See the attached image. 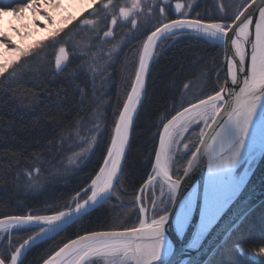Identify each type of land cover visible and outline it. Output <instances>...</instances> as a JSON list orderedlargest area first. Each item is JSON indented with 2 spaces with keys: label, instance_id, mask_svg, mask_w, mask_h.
<instances>
[{
  "label": "snow or ice",
  "instance_id": "obj_1",
  "mask_svg": "<svg viewBox=\"0 0 264 264\" xmlns=\"http://www.w3.org/2000/svg\"><path fill=\"white\" fill-rule=\"evenodd\" d=\"M81 8H95L98 4L102 6L100 10L104 12L106 30L102 36L97 35L96 39L110 43L116 38V27L119 22H124L132 39H136L140 28L141 18L145 16L146 7L149 13H154V6L146 5V0H79ZM221 16L217 19H204L197 12L192 16L190 12H185V5L175 3V12L178 18L165 16L167 9L160 7L159 19L148 30L146 39H143L138 51V64L135 67L134 79L131 80V89L126 93L122 109L119 110L118 118L115 120V128L111 136V143L107 147V154L103 156V164L99 166V171L95 177L91 178L90 184L76 192L71 201L64 205V210H56L50 215L22 214L11 215L0 218V238L8 237V248H12L14 241L12 233L26 228L38 229L33 235L23 239L19 246L11 250L10 255L0 256V264H22L21 257L25 249L35 245L38 240L49 237V233L56 234L69 222H74L81 216L86 215L89 210L95 209L116 195V185L120 181L123 169L122 160L126 157L127 146L130 140V129L134 123L138 105L142 104L146 91L147 75L150 71L151 62L154 60L157 48L164 40H173L185 35H195L198 39L223 47L225 63L227 65V77L232 85H238L239 92L234 88L219 85V91L214 95H208L207 99H199L198 103L189 102V107H184L183 111H177L167 123L163 125V131L159 132V148L155 151V163L153 170L156 176L163 177V184L167 187V192L161 191L159 204L156 209V191L148 193V185H155L156 178L148 175L135 195V202L141 205L146 200L153 203V215L156 219L147 218L145 206L139 207V225L127 227L123 230L91 231L77 236L60 247L58 251L50 255L43 261V264H156L165 248V225L170 219L169 211L175 213V222L178 231H183L187 224L191 212L184 210V202L179 201V209L171 208V205L178 203L177 197L181 189L182 177L176 175L173 179L169 175L168 153L172 145L183 143L178 137L183 135L192 123H201L203 127L199 133V146L192 145L195 151H191V159L187 161V167L183 168L186 176L192 168L193 161L200 153H207L211 163L209 167L217 164L228 165L234 163L240 152V145L248 131L249 123L253 118L258 105L264 101V0H242L235 7V10L228 14V8L223 0H217ZM44 8L42 12L41 9ZM73 7L70 0H17L14 6L0 5V17H14L17 20H24L25 13H30L28 17L33 27H38L39 21H43L49 26L47 29L51 41L48 47L55 50L54 65L57 71L62 70L70 60L69 51L56 38L64 30V27L71 24L80 11H69ZM191 7V5L189 6ZM258 13V15L254 14ZM60 15L61 21L56 24L55 17ZM82 23L96 28L99 21L85 20ZM28 24H21V29H27ZM13 32L20 34L19 30L12 28ZM230 41V47H229ZM59 45V46H57ZM37 46L21 47L7 31L0 30V77L7 79L6 74L12 70L16 74L17 68L23 59L33 57L38 54ZM91 47H96L92 45ZM119 46H114L113 51ZM98 53H93L96 57ZM111 57V52L107 53ZM110 66V65H109ZM223 66V65H221ZM107 69H105L106 71ZM95 72L96 69H93ZM187 89L189 85L185 84ZM79 123H82L79 122ZM226 125L235 128L238 134L239 144L232 147L224 143L223 129ZM99 126L95 125L91 130L99 135ZM79 135V131L76 133ZM94 136L93 141L96 139ZM91 142V141H90ZM186 148L188 144L184 145ZM231 147V150H226ZM89 148H82L77 154V163ZM38 163L39 160L37 161ZM42 167L30 169L26 175L30 181L27 185L29 189L35 190L44 183L40 179ZM35 174V175H34ZM84 193L86 199L81 196ZM90 193V194H88ZM74 204V207L72 206ZM163 214H160V213ZM216 209H207L202 215L200 231L189 247H196L209 235L213 221L217 217ZM239 248V244L236 245ZM7 253V249H6ZM258 257H264V246H260L254 252Z\"/></svg>",
  "mask_w": 264,
  "mask_h": 264
},
{
  "label": "trees",
  "instance_id": "obj_2",
  "mask_svg": "<svg viewBox=\"0 0 264 264\" xmlns=\"http://www.w3.org/2000/svg\"><path fill=\"white\" fill-rule=\"evenodd\" d=\"M15 2L17 0H0V5L14 6ZM235 2L223 0L229 15L235 10ZM214 3L217 0H201L196 13L206 20L219 18ZM68 31L71 27L58 37L60 43L63 44ZM51 57L39 62L34 58L24 59V67L17 68L16 74L10 69L7 79L0 78V218L36 214L41 210L53 214L90 183L103 164L108 142L105 143V137L111 136L110 129L123 107L138 64V58L128 59L131 64L123 81L124 90L119 86L127 68V58H116L97 75L88 69L84 58H70L57 73L52 68ZM221 65L223 47L211 41L206 42L195 35L164 40L151 62L145 97L132 125L121 178L116 185L121 189L119 197L126 206L119 207L116 202L106 201L82 216L64 235L31 247L22 264H41L65 243L87 232L137 226L135 208L129 204L152 171L161 127L177 111L190 106L189 102L194 104L219 91V85L223 84ZM185 84L189 85L187 89ZM24 95L37 97L38 103L21 107L18 101ZM95 117L101 119L106 130L76 176L44 187L37 193L26 191L23 173L38 160L43 161L61 135L77 127L79 122L85 124ZM198 137L191 145L198 146ZM191 151L195 148L191 147L182 158L179 176L191 158ZM256 161L257 158L254 164ZM127 213L129 217L124 221L122 218H126L124 214ZM260 246H264V201L245 218L207 264H264V257L254 254Z\"/></svg>",
  "mask_w": 264,
  "mask_h": 264
},
{
  "label": "rangeland",
  "instance_id": "obj_3",
  "mask_svg": "<svg viewBox=\"0 0 264 264\" xmlns=\"http://www.w3.org/2000/svg\"><path fill=\"white\" fill-rule=\"evenodd\" d=\"M234 1V0H233ZM70 2L73 4V7L69 9V11H80L81 14L77 16V18L69 25L64 27V30L60 33L63 34V32L68 28L71 27V31L66 32V34L63 37V45L66 46V43L70 44L72 48L76 50L77 56H80L81 58H84L86 63L88 64V69L92 70L96 69L94 72L95 74L99 75L100 73L103 72V68L106 66H109L112 61H114L119 53V51L122 49V47L128 43L131 40V36L128 35L127 37L124 36L123 39H117L115 42H102L96 39L97 35L102 36L103 30H106V23L107 21L104 20V12L100 10L102 8L101 5H97L95 8H87L86 6L81 8V5L79 3V0H70ZM177 0H146V5L149 6H154L155 11L154 13H149L147 7L145 11V16L141 18V24L140 28L137 33V37L139 38L142 34V36L139 39V42L136 45V49L131 51L126 58H127V68L126 71L124 72L123 78H122V85L123 89L125 90L126 87L123 84L125 76L128 74V69H129V64L128 59L129 58H138V49L141 47L143 39H146V35L148 34L149 29H153V26L157 23L159 19H163L160 16L159 8L160 7H165L167 9L165 16L169 18H178V14L175 12V3ZM182 4L185 5V12H190L192 16L196 15V11L198 10V3L201 2V0H179ZM242 2V0H236L235 7L239 5ZM213 3V2H212ZM191 5V7H189ZM216 8V13L221 16V13L219 11V7L217 3H214L213 5ZM41 11H44V8L42 7ZM25 19L24 20H17L14 17L6 16V17H0V30H4L8 32V35L12 37L18 44H20L21 47L25 46H37L36 47V52L38 54L34 55L33 57L34 60H43L44 58H47L49 56H52L53 58L52 61V68L55 70V65H54V55H55V50L52 47H48L47 45L51 43V41L48 39L49 33L47 29L49 26L45 24L43 21H39L38 27H33L30 24V21L28 17L31 16L30 13H25ZM99 21L97 24L96 28L94 29L90 25H86L82 23V21L85 20H93L96 18ZM61 21L60 15H56L55 17V22L56 24H59ZM21 24H28L27 29H21ZM12 28H16L19 30L20 34H17L16 32L12 31ZM146 30V32H145ZM154 30V29H153ZM142 31V32H141ZM145 32V34H144ZM144 34V35H143ZM59 35V36H60ZM58 36V37H59ZM117 36V34H116ZM58 37L56 38L58 40ZM62 44V43H61ZM92 45H96V47H91ZM119 46L116 48L115 51H113L114 46ZM59 46V45H58ZM111 52V57L107 55V53ZM93 53H98L96 57L93 56ZM79 57V58H80ZM24 59L22 58L20 62L21 68L24 67ZM38 61V62H39ZM135 62V60H134ZM61 71V70H60ZM59 71V72H60ZM20 72V71H19ZM2 78V77H0ZM127 86V85H126ZM131 89V88H130ZM130 91V90H129ZM19 104L21 107H31L37 104V97L32 96V95H24L20 97L19 99ZM107 104V103H106ZM264 115V113H263ZM118 118V117H117ZM170 120V119H169ZM168 122V121H167ZM166 122V123H167ZM165 124V123H164ZM163 124V125H164ZM95 125H98V131L99 135L96 136V133L91 131ZM203 127L202 122L201 123H192L188 126L186 130H183V135L178 137V139L182 140L183 143L176 145L173 144L171 151L168 153V168H169V175L175 176L178 175L181 167H182V158L185 157L191 147L192 143L194 142V139L197 138V136L200 133V129ZM115 128V123L110 129L111 136L113 134ZM106 128L104 127V124L102 123L101 119H92L90 122H85V124L80 123L77 127L73 128L72 130L64 133L61 135V137L56 141L55 144L52 146V151L49 153V155L43 159V161H39L41 163L36 162L33 166H31L27 171L30 169H34L37 167H42V172L40 179L44 181V183L39 187L38 189L32 190L28 188V184L30 183L28 177L24 175L25 178V189L26 191L30 193H37L41 190L44 189V187H47L49 185H53L54 183H57L58 181H64L65 179L68 180L72 176L75 177L77 170L80 168V166L89 158V156L92 154L93 150L95 149L97 143L99 142L102 134H104ZM163 130V126L161 127L160 132ZM77 131H79V135H77ZM109 133V131H107ZM96 136V139L93 141V137ZM111 136L110 138L105 137V143L107 142V147L111 143ZM91 141V142H90ZM188 144L189 147L186 148L184 145ZM82 148H89L91 151L86 152L85 155L80 158L77 163H72L71 161L77 160V156L74 154H77L81 151ZM106 154H107V148H106ZM259 154L258 150L251 148L249 146L240 145V152L239 155L234 163L228 164V168L226 171V178L231 175L232 180L234 181L233 183V194L237 193L238 190H236L237 186L239 187L241 184V181L243 180V175L247 173L254 164V161L258 160ZM154 164V162H153ZM242 166V169L240 168ZM252 166V167H251ZM251 167V168H250ZM25 171V173L27 172ZM24 174V173H23ZM154 178H156V183L155 185H148V193L153 191V187L155 188L156 191V209L161 207L159 204V201L161 199V191L167 192V187L164 186L163 189H161V184H163V181L155 176L156 172L153 170L150 173ZM35 175V174H34ZM95 177V176H94ZM93 177V178H94ZM90 184V183H89ZM140 190V189H139ZM116 195L112 196L109 198L110 202H116L117 205L120 206H126L125 203L121 200V197H119L121 193V189L119 187H116L115 189ZM90 194V193H88ZM139 194V191L137 192ZM136 194V195H137ZM81 196L86 199V196L84 193H81ZM72 199V198H71ZM71 199L65 203L64 205H67ZM105 204V203H103ZM102 204V205H103ZM62 205V207L64 206ZM133 208H135V215L134 218H136L135 225H139V207L145 206L147 211V218L149 222L151 219H156L158 216L153 215V203L150 200H146L144 205L138 204L135 202V196L132 198L131 204ZM74 207V204L72 205ZM101 206V205H100ZM132 208V207H131ZM51 209V208H50ZM18 210V209H17ZM64 210V208L60 209ZM37 215H50L46 213V210H41L36 213ZM161 214V213H160ZM122 219L125 221L129 217L128 213L125 215ZM80 219V218H79ZM79 219L74 221L71 225L68 227L62 229L59 233L54 235L51 238L45 239L43 241H40L36 243L35 245L46 242V241H51L55 238H57L60 235H64L66 230L72 226L74 223H76ZM27 230V231H26ZM26 231V232H25ZM35 231H38V229L32 228L31 230L26 229H21L18 231H14L12 233V240L14 241V244L12 248H8V237H3L0 238V256H3L5 254L10 255L11 250L15 246H19V243H22L23 239H26L28 236L33 235ZM34 245V246H35ZM33 247V246H32ZM31 248V247H30ZM29 248V249H30ZM7 249V253H6ZM27 249V251L29 250ZM27 251L24 253L23 257L21 260H23L25 254ZM163 260V258H162ZM161 260V261H162ZM159 263V262H158ZM99 264H103V262H99Z\"/></svg>",
  "mask_w": 264,
  "mask_h": 264
},
{
  "label": "water",
  "instance_id": "obj_4",
  "mask_svg": "<svg viewBox=\"0 0 264 264\" xmlns=\"http://www.w3.org/2000/svg\"><path fill=\"white\" fill-rule=\"evenodd\" d=\"M257 3H259V0H257ZM254 14L258 15V13ZM225 59L226 57L223 49V84L226 87L234 88L235 92L238 93L240 86L232 85L230 78L227 77V65L224 62ZM55 71L58 72L56 69ZM144 97L145 93L143 100ZM260 104L262 105L261 111L264 118V101ZM140 105H138V110ZM181 111H183V109ZM131 131L132 126L130 129V136ZM248 131L243 138L242 144L258 150V160L253 167L243 175V180L241 181L240 187L235 196L220 211H218L217 217L213 221L212 228L209 230V235L205 236L201 243H199L196 247H189V245L193 243L194 238L199 233L202 215L206 211L204 194L208 174L212 168L209 167L211 163L209 154L203 152L200 153L193 161L191 171L186 176L182 173L181 189L177 197L178 203L177 205H171V208L176 207L178 210L180 207L179 201H183L184 210L187 211L190 205L191 212L188 217L187 224L181 232L178 231L176 227L175 213H172L170 209V219L165 225L166 252L156 263L160 262L163 258L164 261L162 264H207L214 253L226 242V240L233 234L245 218L264 201V138H261V140L252 138ZM223 137L226 145L230 144L234 147L240 143L238 140V134L235 128L231 125L225 126L223 129ZM158 148L159 139L157 149ZM226 150L230 151L231 147ZM123 161L124 159L122 160V164ZM92 210H89V212ZM72 223L73 222H69L63 227V229ZM56 234L52 233L49 237L51 238ZM40 241L43 240H39L38 242ZM41 264H43V262Z\"/></svg>",
  "mask_w": 264,
  "mask_h": 264
},
{
  "label": "bare ground",
  "instance_id": "obj_5",
  "mask_svg": "<svg viewBox=\"0 0 264 264\" xmlns=\"http://www.w3.org/2000/svg\"><path fill=\"white\" fill-rule=\"evenodd\" d=\"M261 106H262L261 104L258 105V108L255 111L253 118L249 123V128H248L249 135L252 138H256L259 140H261V138H264V118L262 116ZM228 166L229 165L217 164L216 166L211 168L208 174L206 187H205V194H204L206 210L216 209L218 212L235 196L236 193L235 194L232 193L234 181L232 180L231 175L227 178L225 177L227 169L229 170ZM157 178L163 181L162 176H159ZM239 187L237 186L236 190H238ZM51 234L52 233H49V236ZM166 248L167 246L165 245L161 257L166 252ZM27 249L28 248L25 249V252Z\"/></svg>",
  "mask_w": 264,
  "mask_h": 264
},
{
  "label": "flooded vegetation",
  "instance_id": "obj_6",
  "mask_svg": "<svg viewBox=\"0 0 264 264\" xmlns=\"http://www.w3.org/2000/svg\"><path fill=\"white\" fill-rule=\"evenodd\" d=\"M120 2H121V0H116V3H120ZM97 20L98 19L96 18V19H93L92 21L95 22ZM129 27H130V23L128 24V26H125L124 22H119L118 23V26L116 27V34H117V36L111 42H115L118 38L119 39L120 38L123 39L124 36L127 37L129 35V31H128ZM145 32H146V30H145ZM145 32H144V34H145ZM141 36H142V34H141ZM140 37L139 38H136V39H132L131 38V40L122 47V49L119 51V53L117 54V56L115 58H126V56L129 53H131L132 50H134L135 45L138 43ZM65 47L69 51L70 58H79L80 57V56H77V54H79V52L77 53L76 50L70 46V44L66 43V46Z\"/></svg>",
  "mask_w": 264,
  "mask_h": 264
}]
</instances>
